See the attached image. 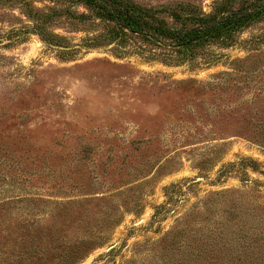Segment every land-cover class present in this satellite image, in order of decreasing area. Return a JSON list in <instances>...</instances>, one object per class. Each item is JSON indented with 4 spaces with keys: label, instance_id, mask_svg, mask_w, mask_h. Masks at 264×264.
<instances>
[{
    "label": "rangeland",
    "instance_id": "obj_1",
    "mask_svg": "<svg viewBox=\"0 0 264 264\" xmlns=\"http://www.w3.org/2000/svg\"><path fill=\"white\" fill-rule=\"evenodd\" d=\"M134 1L207 13L214 0ZM25 3L64 9L0 0V237L21 238L12 249L60 250L57 238L77 235L99 244L75 264L108 251L113 264H140L171 247L180 221L176 246L203 217L232 216L224 192L262 213L264 20L167 65L79 49L88 31L64 17L50 30L66 46L46 45Z\"/></svg>",
    "mask_w": 264,
    "mask_h": 264
},
{
    "label": "trees",
    "instance_id": "obj_2",
    "mask_svg": "<svg viewBox=\"0 0 264 264\" xmlns=\"http://www.w3.org/2000/svg\"><path fill=\"white\" fill-rule=\"evenodd\" d=\"M49 1L62 2L64 9L50 6L38 11L25 3L26 16L33 22L32 31L46 45L66 46L65 37L50 30L57 18L62 20L64 17L73 28L89 32L81 39L79 49L112 45L111 49L118 57L137 54L148 62L159 61L167 65L189 62L185 61L190 60L186 56L196 49L212 44L226 46L235 33L264 20V0H214L207 13L191 3L145 7L134 0ZM79 8L83 10L79 11ZM254 141L264 148V139ZM221 195L236 198L232 216H220L217 221L203 217L195 225L196 229L183 236L176 246L175 233L184 223L180 221L176 231L169 234L171 247L163 252L152 251V257L140 264H264V210L248 216L243 213L238 190ZM197 211H205V207H198ZM42 222L35 221L32 226H41ZM217 223L220 225L216 226ZM20 224L28 226L31 223L20 221ZM72 237L57 238L60 250L29 251L12 249L22 242L21 238L1 236L0 241L13 247L0 248V264H75L94 249L92 245L99 244L90 246L92 239L89 237ZM112 253L99 255L91 264H113Z\"/></svg>",
    "mask_w": 264,
    "mask_h": 264
}]
</instances>
